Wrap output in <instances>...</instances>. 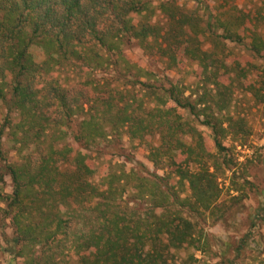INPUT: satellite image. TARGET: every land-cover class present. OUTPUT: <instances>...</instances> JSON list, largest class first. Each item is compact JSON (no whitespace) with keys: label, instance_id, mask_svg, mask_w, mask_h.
<instances>
[{"label":"trees","instance_id":"trees-1","mask_svg":"<svg viewBox=\"0 0 264 264\" xmlns=\"http://www.w3.org/2000/svg\"><path fill=\"white\" fill-rule=\"evenodd\" d=\"M193 1L207 18L176 0H0V221L9 220V250L23 264H196L194 251L211 247L204 224L237 221L257 192L237 175L224 140L242 145L252 135L248 120L230 113L237 88L264 103V79L260 87L248 80L252 70L264 75V9ZM228 42L247 44L263 63L232 57ZM131 43L170 69L197 62L202 91L186 95L168 75L132 62ZM124 135L165 173L128 169L127 155L117 163ZM247 219L239 241L216 253L221 264H238L264 226V206Z\"/></svg>","mask_w":264,"mask_h":264},{"label":"rangeland","instance_id":"rangeland-1","mask_svg":"<svg viewBox=\"0 0 264 264\" xmlns=\"http://www.w3.org/2000/svg\"><path fill=\"white\" fill-rule=\"evenodd\" d=\"M160 0H153L154 4L159 3ZM179 5L184 6L187 10H192L197 8L200 15L207 18V11L203 6L198 5L197 2L193 0H176ZM220 2V1H219ZM216 1H211V5H217ZM235 4L242 10L246 12H256L257 9H264V0H235ZM214 13H218L217 9H213ZM156 20L163 21L162 15H157ZM259 32L262 34L264 39V22L259 28ZM248 43L249 40L247 39ZM229 50L232 52V57L240 58L244 62H252L254 64L260 65L263 60L255 57L247 48V44L237 45L233 42H228ZM125 56L132 62L145 67L149 70L155 71L157 74H166L174 82L181 84L185 90L186 95L191 93H198L202 91V86L200 85V79L197 74L199 65L197 62L185 58L184 64L180 68H169L166 64V60L158 55H148L144 50L137 44L131 43L125 47ZM260 70H252L248 75L249 81H255L257 86L262 85V80L264 75H262ZM77 88L83 92H86V88L82 83L77 84ZM194 95L193 97H195ZM230 113L233 115L244 116L249 125L252 127V135L249 140L242 144L239 142H233L231 137L224 140L227 146L233 147L234 161L236 163L237 175L248 176L250 180L254 181L258 185L257 192H249V196L244 200L246 205L244 211L239 214V219L228 218L225 222H219L215 224L206 223L204 224L205 230L207 231L210 238V249L206 252L194 251L198 261L196 264H221L219 251L225 248L224 242L230 241L232 244L239 241L240 236L246 233L250 226V220L247 219L249 212L252 213L256 211L260 206H264V103H257L253 94L249 91H244L237 88L233 97L232 107ZM202 129L208 138L209 145L216 150L213 140L211 130L203 126ZM186 141H190V137H185ZM72 143L73 140L70 139ZM137 141H131L127 135L123 137V149L115 152V161L117 163H124L125 156L127 159L134 161H127L126 168L132 166H138L142 170L158 172L160 174L165 173V169H157L154 164L148 159V152L142 151L140 149L136 150L135 145ZM6 149L9 151V157L11 161L17 160L16 152L12 149V143L6 139L5 140ZM112 151L114 148L109 147ZM10 149V150H9ZM134 157V159H133ZM139 162V165L136 164ZM231 172L227 171L226 175L223 176L221 181V186L223 187V199L229 198V176ZM241 183L243 178L238 179ZM5 191L7 193L12 192V181L10 176H6ZM187 191L185 194H188ZM184 194V195H185ZM231 194H236L231 191ZM261 203V205H260ZM235 221V223H234ZM13 235L12 227L10 226L9 220L0 221V264H23V259L14 256V254L9 250V238ZM251 246H246L241 250V256L236 260L238 264H264V226L256 227L251 233ZM186 255V251H174L172 256V261H179L181 257ZM229 257H235V252L230 249L228 253Z\"/></svg>","mask_w":264,"mask_h":264}]
</instances>
